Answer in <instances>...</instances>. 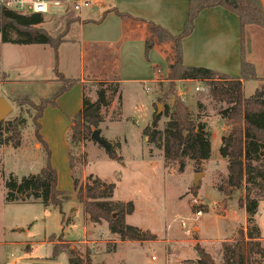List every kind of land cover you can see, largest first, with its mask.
<instances>
[{"label":"rangeland","instance_id":"rangeland-1","mask_svg":"<svg viewBox=\"0 0 264 264\" xmlns=\"http://www.w3.org/2000/svg\"><path fill=\"white\" fill-rule=\"evenodd\" d=\"M67 20L64 16H44L42 28L59 38L67 30ZM65 40L55 54L44 45L4 44L0 36V98L12 108L1 123L14 119L25 121L20 130V146L14 148L11 143L0 146V264H68L69 251L88 256L90 264H195L198 257L194 243L213 257L215 264H220L221 243L230 241L234 230L245 222L244 209L237 201L245 190L242 188L224 200L214 189L220 178L227 175V162L219 155L221 136L227 126L217 113L226 106L214 103L201 83H178V97L196 126L204 125L210 135V156L198 164L187 159L181 173L177 165L165 168L162 150L147 143L143 130L152 125L157 105L159 131H164L168 122L166 112L173 111L175 96L168 94L166 62L155 48L147 54L144 51L142 57L136 50L125 51L116 45L110 59L119 63L118 92L108 93L110 106L102 111V122L90 131H100L120 159H109L105 148L90 137L71 151L70 120L82 108L83 93L90 102L96 100L95 84L106 71L103 58L109 57L104 55V48L89 55L88 47L80 44L77 28L70 30ZM254 40L248 60L245 52L244 59L255 62L256 75L263 80L264 54L261 43ZM56 58L59 73L68 79L85 81L83 88L77 85L63 94L55 108L47 107L39 121L40 135L51 151L50 163L57 173V189L68 196L61 198V206L57 207L7 203L5 181L13 178L20 183L25 177L39 174L44 165V154L36 142L31 120L34 107L42 99H50L60 88L54 73ZM203 63L215 64L219 71L232 77L239 74L238 64ZM154 72L158 80L155 84ZM260 86L258 80L244 82L243 97L253 95ZM9 135L4 133V137ZM69 151L80 180L89 183L91 176L114 184L112 201L134 205V212L126 217V223L154 235V240L121 242L108 232L105 222L89 221L73 193ZM197 174L203 176L195 195L192 189H195L193 179ZM204 205L207 211L196 218L197 207ZM253 221L260 231L264 249L263 199L259 200ZM54 245L60 254L53 260Z\"/></svg>","mask_w":264,"mask_h":264},{"label":"trees","instance_id":"trees-1","mask_svg":"<svg viewBox=\"0 0 264 264\" xmlns=\"http://www.w3.org/2000/svg\"><path fill=\"white\" fill-rule=\"evenodd\" d=\"M215 7L223 8L239 19L240 68L239 75L236 77L183 64L182 41L192 34L199 14ZM116 14L120 18L130 19L125 14ZM71 15V13L63 15L64 18H68L66 29L75 20L71 19ZM143 23L151 37L145 42V54L155 44L167 43L171 46L170 58H166L168 94L175 96L173 111L166 112L168 122L164 131L157 130L160 117L154 114L152 125L143 130V136L148 144L162 150L165 168L177 165L178 172L181 173L187 159L196 164L206 161L210 156L211 143L210 135L205 132V126H196L188 109L178 97L177 83L200 82L214 103L226 106L217 113L227 126V131L221 136L219 148V155L227 162V175L220 178L219 182L214 185V189L224 200H229L235 192L242 188L245 190L244 195L239 196L237 201L238 206L246 213V227L245 230L239 228L231 242L221 243L220 264H263L264 249L260 231L253 225V218L257 214L259 200H264V79L259 80L254 66L244 59L243 36L245 26L254 25L264 29L262 6L259 0H189L182 30L178 35L170 34L153 22L143 21ZM43 24L44 17L41 15H24L0 5V36L4 44L44 45L49 46L57 54L67 30L62 36L55 38L42 28ZM55 63L54 73L60 88L50 99H42L34 107L35 114L31 120L36 142L44 154V165L39 174L25 177L20 183L13 178L5 181V202L7 203H33L44 207H57L61 206L60 199L68 196V193L57 189V173L50 163L51 151L40 135L39 121L44 110L47 107L55 108L56 101L80 84V80L63 76L58 72L57 58ZM254 80L261 81V86L253 95L243 97V83ZM95 87L96 100L90 102L83 93L82 108L71 119V133L68 138L71 151L83 140L91 138L90 128H97L102 122V111L110 106L108 93L113 95L118 92L117 83L97 82ZM24 123L25 121L20 119H14L5 124L0 123V146L11 143L14 148H18L21 142L20 130ZM4 133L10 135L4 137ZM105 143L107 144L105 148L107 157L111 160L120 159L111 144L106 141ZM68 156L72 172L73 193L78 203L83 206V211L91 223L105 222L108 232L117 236L121 242H147L155 239V236L149 232H142L137 227L126 223V217L134 212V205L132 202L112 201L114 184L98 178L93 179L91 176L88 177L89 183H83L77 175L70 151ZM192 191L196 195L198 189L195 188ZM197 209L202 212L207 211L205 205ZM194 250L198 257L195 264H215L214 259L199 244L194 246ZM68 253V264H90L88 256H81L74 251ZM59 254L58 246L54 245L52 259L54 260Z\"/></svg>","mask_w":264,"mask_h":264},{"label":"crops","instance_id":"crops-1","mask_svg":"<svg viewBox=\"0 0 264 264\" xmlns=\"http://www.w3.org/2000/svg\"><path fill=\"white\" fill-rule=\"evenodd\" d=\"M83 1L87 3V6L80 9L78 13L71 11V18L75 20L71 22L64 41L60 46L66 42L65 38L70 30L77 28L80 44L83 47H88L87 52L89 55L97 49L104 48V55L109 57L103 58L102 63L107 64L105 66L106 71L99 75V81L97 82L119 84L120 82L116 75V69L119 68L118 60L110 59L114 46L119 45L121 50L123 48L125 51L136 50L143 57L145 42L151 38L143 21L153 22L166 29L170 34L178 35L182 30L189 0ZM116 13L125 14L130 19L120 18ZM243 34L244 52L247 60L253 46V39H255L256 43L257 40L261 43V49L264 54V29L248 25L244 27ZM239 46L240 26L238 17L220 7L206 9L195 20L192 34L182 41L183 64L188 67H202L222 73L218 70L219 67L217 65L206 66L203 61H214L216 64L220 62L226 65L231 62L235 66L237 64L240 65ZM152 48H155L159 52L165 62L166 58H170L171 46L169 44H155ZM251 62L254 65L256 74L257 66L254 61ZM145 82L142 81L143 84ZM152 82L153 84L158 82L155 72ZM182 82L200 83L197 81ZM83 84H85V81L81 78L78 86L83 88ZM223 211H225V208ZM244 219L245 222L240 228H244L245 230L246 213ZM238 229L234 230L233 235L236 234ZM262 240L261 243L263 242ZM225 242H231V240ZM196 244L194 243V246Z\"/></svg>","mask_w":264,"mask_h":264},{"label":"built area","instance_id":"built-area-1","mask_svg":"<svg viewBox=\"0 0 264 264\" xmlns=\"http://www.w3.org/2000/svg\"><path fill=\"white\" fill-rule=\"evenodd\" d=\"M0 5L24 15L38 14L41 16H63L71 11L78 12L87 3L83 0H0ZM196 90H203L196 88ZM202 211H197L195 217H201ZM183 226L184 223H181Z\"/></svg>","mask_w":264,"mask_h":264},{"label":"water","instance_id":"water-1","mask_svg":"<svg viewBox=\"0 0 264 264\" xmlns=\"http://www.w3.org/2000/svg\"><path fill=\"white\" fill-rule=\"evenodd\" d=\"M259 2H260L262 9L264 11V0H259ZM11 111H12V108L7 103V101L3 98H0V123L6 119V117L10 114ZM159 113H160V110H159V106L157 105L156 115H159ZM91 139L96 144L103 146L104 148H107V144L105 143L104 139L101 137L100 131H98V130L93 131L91 134ZM202 176H203L202 174L195 175V177L193 179L194 188L198 187L199 180ZM75 253H77V252L75 251ZM35 264H47V263H35ZM48 264H54V263H48Z\"/></svg>","mask_w":264,"mask_h":264}]
</instances>
